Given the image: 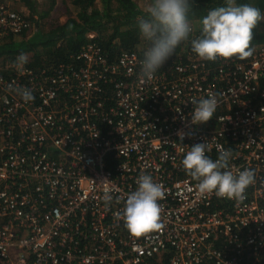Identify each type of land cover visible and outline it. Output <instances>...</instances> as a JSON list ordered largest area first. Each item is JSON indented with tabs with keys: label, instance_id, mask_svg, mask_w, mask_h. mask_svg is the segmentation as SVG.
<instances>
[{
	"label": "built area",
	"instance_id": "obj_1",
	"mask_svg": "<svg viewBox=\"0 0 264 264\" xmlns=\"http://www.w3.org/2000/svg\"><path fill=\"white\" fill-rule=\"evenodd\" d=\"M30 18L0 0V38ZM194 39L151 80L141 51L110 60L96 42L67 65L0 68V264H264V43L204 61ZM209 95L212 119L193 126L192 101ZM201 142L213 160L231 150L234 174L254 170L242 201L198 193L181 160ZM141 174L162 185L161 228L134 236L118 217Z\"/></svg>",
	"mask_w": 264,
	"mask_h": 264
},
{
	"label": "clouds",
	"instance_id": "obj_2",
	"mask_svg": "<svg viewBox=\"0 0 264 264\" xmlns=\"http://www.w3.org/2000/svg\"><path fill=\"white\" fill-rule=\"evenodd\" d=\"M190 4L191 0H151L146 10L147 18L138 21L139 37L147 44L138 73L142 80H151L175 54L178 46L188 39L192 31L188 18ZM262 19L261 10L252 4L224 0L221 6L200 18V36L191 41V51L204 61L246 57L252 52L253 29ZM26 63L27 56L20 54L15 58L14 67L23 70ZM12 91L26 103L33 99L32 91L27 87L13 88ZM192 104L190 123L196 126L212 119L217 100L209 95L193 100ZM180 138L183 139V134ZM206 152L205 142L196 143L190 146L181 160L183 170L197 181L198 193L242 201L246 188L255 183L254 170L246 168L234 174L229 170L231 150H221L215 160ZM163 197L162 185L150 175L141 174L136 180L135 190L126 195L118 219L134 236L158 230L161 228L159 201ZM113 199V195L105 190V204H110Z\"/></svg>",
	"mask_w": 264,
	"mask_h": 264
},
{
	"label": "trees",
	"instance_id": "obj_3",
	"mask_svg": "<svg viewBox=\"0 0 264 264\" xmlns=\"http://www.w3.org/2000/svg\"><path fill=\"white\" fill-rule=\"evenodd\" d=\"M30 10L34 26L32 31H22L0 38V57L15 59L28 52L26 65L40 69L52 64L67 65L73 61L75 53L84 45L96 42L110 60H115L122 50L144 53L147 44L139 37L138 21L147 18V8H140L134 0H71L65 22L53 23L48 31H44L38 22L48 18L49 11H40V0H22ZM151 2V0H150ZM224 0H191L188 14L192 31L186 41L178 46L160 70L171 74L175 56L184 51L189 40L200 36V18L209 10L221 6ZM237 3H249L261 10L264 15V0H237ZM55 4L52 0L50 8ZM36 17V19H35ZM108 26L111 31L102 33ZM98 32L94 37L90 33ZM264 43V19L253 29L250 47ZM264 87V79L261 81Z\"/></svg>",
	"mask_w": 264,
	"mask_h": 264
},
{
	"label": "rangeland",
	"instance_id": "obj_4",
	"mask_svg": "<svg viewBox=\"0 0 264 264\" xmlns=\"http://www.w3.org/2000/svg\"><path fill=\"white\" fill-rule=\"evenodd\" d=\"M134 1L137 3V5L140 8H148V6L151 3L150 0H134ZM51 2H52V0H40V4H39L41 12L44 9L46 11H49L48 18L43 19V20L38 22L39 26H41L44 31H48L53 26L52 24L55 23L56 21H58V23H59L61 18H65V20L67 19L68 11H69L68 6H69L71 0H55V4L52 6V8H50ZM32 18H33V16L31 14V18H30L31 19V28L29 29L30 31H32V27L34 26V21ZM35 19H36V17H35ZM109 31H111L110 26H108L105 30L100 31V32L106 34ZM98 34H99L98 32L94 31L93 33L89 34V37L90 36L94 37ZM254 47H257V45H255ZM33 55L34 54L31 52L26 53L27 57L33 56ZM14 60L15 59H12V58L0 57V68H2L5 72V69L3 67H5V65L7 64V61L11 63Z\"/></svg>",
	"mask_w": 264,
	"mask_h": 264
},
{
	"label": "crops",
	"instance_id": "obj_5",
	"mask_svg": "<svg viewBox=\"0 0 264 264\" xmlns=\"http://www.w3.org/2000/svg\"><path fill=\"white\" fill-rule=\"evenodd\" d=\"M59 22H60V23L65 22V18H61Z\"/></svg>",
	"mask_w": 264,
	"mask_h": 264
}]
</instances>
